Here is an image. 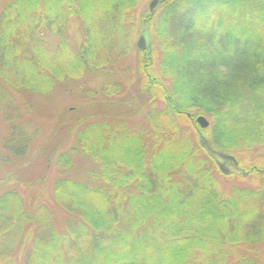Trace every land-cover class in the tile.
Instances as JSON below:
<instances>
[{"label": "trees", "instance_id": "obj_1", "mask_svg": "<svg viewBox=\"0 0 264 264\" xmlns=\"http://www.w3.org/2000/svg\"><path fill=\"white\" fill-rule=\"evenodd\" d=\"M137 1L0 4V107L10 108L1 162L26 158L35 136L29 120L15 122L14 97L46 96L58 82L91 73L102 82L88 95L130 108L77 122L67 153L54 156L63 140L39 146L43 168L54 160L69 170L77 153L90 168L85 178L61 173L54 180L61 224L38 197L1 193L0 264H264V252L256 253L264 245L263 169L237 162L241 177H256L260 186L222 197L215 176L223 174L199 141L201 135L226 155L264 147V0H159L153 12L161 60L155 70L153 50L139 52L146 57L137 65V92L149 112L132 122L143 108L120 100L121 84L109 77L130 53L127 15ZM151 17L138 19L139 26L147 29ZM77 21L79 43L72 46L66 34ZM220 68L232 69L234 91L221 89ZM199 116L207 129L198 127Z\"/></svg>", "mask_w": 264, "mask_h": 264}, {"label": "rangeland", "instance_id": "obj_2", "mask_svg": "<svg viewBox=\"0 0 264 264\" xmlns=\"http://www.w3.org/2000/svg\"><path fill=\"white\" fill-rule=\"evenodd\" d=\"M7 1L9 0H0V4L6 3ZM152 1L153 0H138L134 6L135 8L132 15H127V17L131 18L129 22H133L131 26V32L133 34L130 53L127 55L124 62L121 61L118 64L112 77H109L110 80L113 78L121 84L122 93L119 94L118 97L120 100L130 102L133 109H138V107L143 108L141 109V114L139 113L132 118V122H138L141 117L147 116L149 112V106H143L140 100V97L143 96L137 92L141 81L137 65L146 57V54L141 55L139 53L141 50L137 47V40L140 37L144 38L145 48L142 51L149 48L153 50L155 55L153 56L155 70L158 69L161 60V52L159 51L161 40L157 37L158 35L156 32V20L158 19L159 13L153 12L157 5L152 11L149 10V5ZM151 15L152 20L147 29H145L144 26H139L137 22L138 19L146 18ZM78 23V21L77 23H72V27L70 26L66 34L69 40H74L72 46L79 43L78 34L80 35V33L78 31ZM74 37L75 39H73ZM213 49L214 50L208 51V55L216 52V48ZM229 64H232V62H229ZM218 72L222 76H226V78L222 79L223 84L221 85L223 86L221 89L231 92L232 90L234 91L235 87L232 88V86H235V84L232 83V69L220 68ZM230 73L231 75L229 78L228 74ZM235 79L240 82L243 81V77L241 76L236 75ZM245 81L244 84H246ZM101 82L102 78L100 76L86 73L78 80L58 82L54 91L49 95H21V97H14L15 105L18 106L17 109L20 111L19 118H14L15 122H20L22 118H26L27 121L29 120L30 123L27 131L35 132V136L33 137V142L26 158L21 160L15 159V161L5 163L0 161V195L5 190L16 189L24 200L38 197V201L50 210L55 224H61V222H63L65 214L56 207L51 198L54 180L58 178L61 173H67L68 176L76 179L85 178L87 177L85 172L90 168V163L88 161L83 162L80 154L77 153L72 155L73 167L69 170H62L54 163V160L48 167L43 168V166L38 163L35 154L39 151L40 145L43 146L45 144V146L50 145L53 147L61 140L63 141L58 145L54 156L67 153L69 149L75 145L74 132L77 130V122H80V120L83 122H90L100 117V114H104L105 116L108 114L115 115L130 110L128 105L125 106L122 104L123 101L119 102L121 105L117 103L112 106L104 105L103 96L98 95L93 98L88 95V91L96 89ZM9 109L10 108L7 107L6 104L0 107V152L1 142L6 134L4 121ZM199 117L205 118L204 116ZM176 122L182 126L184 130L188 129V125L182 119H176ZM132 124L136 126L135 123ZM61 133L64 134V137L63 135H59L60 137L58 136V134ZM228 153V155L232 156L236 162H238L240 167L255 163L261 166L264 172V147L256 148L246 153L235 151H229ZM240 167L238 166L239 169L235 170L229 166L228 170L230 174L226 176L216 174V188L222 197H228L232 189L244 188L254 191L260 186V180L256 177L249 176L245 179L242 178ZM91 168H94V166H91ZM262 213L264 216V210ZM263 252L264 245L259 246L256 251L258 256H261Z\"/></svg>", "mask_w": 264, "mask_h": 264}, {"label": "water", "instance_id": "obj_3", "mask_svg": "<svg viewBox=\"0 0 264 264\" xmlns=\"http://www.w3.org/2000/svg\"><path fill=\"white\" fill-rule=\"evenodd\" d=\"M158 1L159 0H153L150 3V5H149V10L150 11H152L154 9V7L157 5ZM137 47L140 50H143L145 48V42H144V38L143 37H140L137 40ZM196 123H197L198 127L201 130H205V129L208 128V122L203 117L196 118ZM199 141H200L201 146L205 148L206 152L210 156H212V158H214V160L217 163V167H218L219 171L221 172V174L229 175L230 174V171L228 170L229 166H231L235 170L239 169L236 160L232 156L226 155V154H223V153H220V152L213 151L208 146L206 140L201 135H199ZM241 172H242V170H241Z\"/></svg>", "mask_w": 264, "mask_h": 264}]
</instances>
